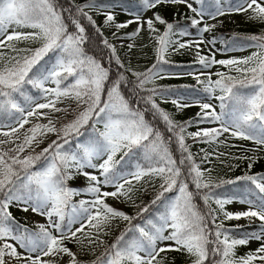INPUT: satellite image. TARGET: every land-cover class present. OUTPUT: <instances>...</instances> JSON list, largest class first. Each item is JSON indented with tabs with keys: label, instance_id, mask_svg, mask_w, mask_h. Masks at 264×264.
Returning <instances> with one entry per match:
<instances>
[{
	"label": "snow or ice",
	"instance_id": "6c2138e0",
	"mask_svg": "<svg viewBox=\"0 0 264 264\" xmlns=\"http://www.w3.org/2000/svg\"><path fill=\"white\" fill-rule=\"evenodd\" d=\"M161 4L185 5L192 13L190 23L177 26L156 12L144 17ZM113 8L133 19L117 22ZM91 10L103 14L105 25L117 32L136 24L126 37L113 32L118 40H134L142 31L149 32L157 45L156 63L135 71L104 36ZM238 13H250L248 19L264 23V0H235L228 6L210 0L209 7L204 0H140L138 7L122 0H88L67 7L58 0H0V137L6 138L0 139V264H62L64 256L67 264H82L67 243L81 251L104 245L100 237L110 234L114 221L126 222L124 229L92 264H164L161 253L170 250L185 251L192 264H264V174L217 182L212 169L202 167L230 156L250 161L251 169L256 156L218 151L221 145L236 147L232 140L257 146L247 151H264V33L233 37L223 41V48L216 47L218 37L205 35L216 28L208 20L223 23L219 17ZM88 26L93 35L86 32ZM96 36L103 46L99 58L84 48L95 44ZM184 37L189 39L181 42ZM21 43L39 46L19 47ZM127 47L131 52L135 45ZM185 48L194 51L193 64L175 66L181 71L166 68L169 50ZM247 48L256 51L244 58H216L218 53ZM216 66L228 71H212ZM181 76H191L195 85L155 86L157 79ZM157 97L162 103L170 101L177 111L198 107L199 112L190 120L176 121ZM68 99L82 110L58 128L51 114L67 112L57 105ZM42 118L47 123L39 122ZM192 127L196 131H188ZM49 134L56 139L37 153L36 147ZM188 139L215 147L201 149L204 155L197 163ZM27 149L32 151L24 155ZM77 176L86 178L85 187H69ZM156 177L163 182L155 198L142 207L135 205L137 186ZM225 184L237 189L215 191ZM81 195L88 199L71 202ZM197 197L204 210L198 208ZM109 198L138 210L129 215L109 204ZM232 203L246 205V210L227 211L226 205ZM11 208L31 210L45 222L36 221V230L28 228L15 219ZM150 208L153 211L145 216ZM253 218L260 223L252 231H237L244 227L240 225L227 228L223 222L247 219L251 224ZM251 241L260 246L237 256V247Z\"/></svg>",
	"mask_w": 264,
	"mask_h": 264
},
{
	"label": "trees",
	"instance_id": "16d2710c",
	"mask_svg": "<svg viewBox=\"0 0 264 264\" xmlns=\"http://www.w3.org/2000/svg\"><path fill=\"white\" fill-rule=\"evenodd\" d=\"M99 3L105 2V0H97ZM225 3L227 5L229 4H233L235 3V0H224ZM58 3L60 5H63L65 7L69 6L70 4L75 6V5H81V3L76 2L75 0H58ZM122 3L131 7L132 5H136L137 7L140 5V0H122ZM210 5V0H204V6L205 7H209ZM197 7H199V5H197ZM156 9L160 15L165 18L168 22H173L175 24H177V26L180 25H186L188 23H190L188 17L190 15L186 14L185 11L183 10H175L171 13L168 12V8L162 7L160 5H158ZM250 13L248 14V16L241 22H237V21H230L229 23L225 24V25H216V28L214 29V31L210 34L211 36H216L219 38V41L217 44L220 46V48H223L224 44L223 41H231L233 39V37L236 38H240V37H244L247 35H251V34H262L264 33V23H260L259 21H254V20H250L248 19ZM83 23L87 24L86 21H83ZM98 26H100L99 24H97ZM195 31V29H192ZM24 31V30H23ZM164 31V27L162 32ZM86 32L89 35H93V29L88 26L86 27ZM104 33V32H103ZM120 35V32H117V36ZM104 36L107 37L109 39L110 42L113 41V39L115 37H113V35H107L104 33ZM99 45V46H97ZM19 47H26V46H30V47H38L39 44L38 43H33V44H27V43H21L18 45ZM102 45L100 44V37L96 36V41L95 44L93 45H88L85 44L84 48L85 51L90 54V55H94L96 57H100L103 53L101 52L102 49ZM184 49H180L179 51H183ZM105 53L107 52L106 49L103 50ZM256 49L255 48H247L245 51L240 52V53H229L227 55H221V56H216L217 59H228L230 57H236V58H244L247 57L249 55H251L253 52H255ZM118 54H119V50H118ZM169 62H170V67L176 68L175 66L177 65H183V66H187V65H191L193 64L192 61L188 60L185 57H181L179 55L174 56L173 58H166ZM102 63L104 62L103 60L101 61ZM43 63V62H42ZM129 63L131 65V67L135 70V71H140L144 66L140 65V64H136L133 61H129L126 62ZM140 66V67H138ZM195 67H198V65H195ZM140 69V70H139ZM216 70H220V71H225L227 72L228 70L221 67V66H216L212 69V71H216ZM215 78V77H214ZM166 82V86H175V87H179L181 85H195L196 81L192 78V77H188V76H181L179 78L176 77H171V78H166L165 79ZM161 108L165 109L166 111L170 112L173 115V118L176 121L179 122H184L187 120H190L192 118H194L196 116V114L199 112L198 110H191V111H177L176 108L174 107V105H172V103L169 101L168 103H164L161 105ZM71 119V116H69ZM150 118V113L146 114V119ZM69 119V120H70ZM67 120V118H59L58 119V123L56 124L57 127H61V123L65 122ZM160 130L164 131V126L163 124H159ZM188 131L190 132H194L192 131L191 128L188 129ZM166 137L167 135H170L168 133H165ZM81 139H83V137H81ZM223 139V138H222ZM186 143H188L191 146V151L194 154L197 163L200 162V159L203 157L204 152L201 151V149H205L208 151H211L213 146H209L207 144H203V143H194L191 139H188L186 141ZM232 143V142H230ZM235 144L236 147H232V148H226L223 145H221L218 149L219 152H224V153H230L231 155H239V156H243V155H248V156H256L257 160L256 162L252 165V168L249 169L248 168V164L250 161L248 160H233L229 157H220L219 160L213 159L211 164H205L202 165L203 168H211L212 172L211 175L212 177L218 182L219 180H229V179H235L238 176H242L244 174H249V175H257V174H264V151H259V152H252V151H247L248 149H255L257 146L255 144H253L251 141H246L243 145H238L236 143H232ZM172 149V154L175 158H177V162L178 161V157H179V153L176 150V146L175 144L170 146ZM223 161V163L221 162ZM230 165H238L237 167H231ZM37 167H39V165H37ZM81 181L80 180H71L68 182L69 187L72 188H76V189H80L85 187L84 185L80 184ZM250 187H252L251 185H249ZM138 188H140V190L138 192L135 193V195L140 199L139 202V206H144L147 204H150L151 200L155 198V195L158 192L157 188L151 187V186H146L143 185V187H141L140 185L137 186ZM194 188V186L190 185V190H192ZM145 189H147L145 191ZM230 189L236 190L237 186L235 185H223L221 188L216 189L215 191L217 193H227ZM174 193H168L166 195H173ZM79 199H76L75 197L72 198V203H77L79 202ZM198 208H200L201 210L205 209L204 203L202 201V199H200L199 197L196 198L195 200ZM155 206H153L154 208ZM213 208H216V205L213 203L212 204ZM137 209V207H136ZM138 210V209H137ZM136 211H125L126 213H128L129 215H135ZM10 211L12 212L13 216L15 217V219L17 221H19L20 224L25 225L28 228H31L33 230H36V225L32 224L30 221H28V219L23 216V214L19 213L17 210H15V208H11ZM153 211L152 208H150L149 213H145V216H148L151 212ZM221 220H223V217H220ZM219 222V221H218ZM224 225L227 228H235L237 225V223H235L233 220H224ZM134 223H139V221H134ZM259 221L257 222H251V224L248 223H244L240 226H244L242 229H237V231H243V230H247V231H252L255 230L258 225H259ZM125 225L122 227V229L120 230V232L124 229ZM120 232L108 239H105L104 241L106 242L104 245H102V250L97 252L95 255H92L90 257H86L85 259L81 260L82 264H92L93 261L96 260L97 257L101 256L102 253L105 250V247H107V245L111 244L115 238L120 234ZM260 243L257 242L256 247H259ZM251 250H248L247 248H245L244 246H238L236 249V255L237 256H243L245 254H247L248 252H250ZM260 261H256V264H259ZM164 264H192V261L189 260H183L182 257H178L176 259H171L168 262H164ZM207 264V262H206Z\"/></svg>",
	"mask_w": 264,
	"mask_h": 264
},
{
	"label": "rangeland",
	"instance_id": "374dc122",
	"mask_svg": "<svg viewBox=\"0 0 264 264\" xmlns=\"http://www.w3.org/2000/svg\"><path fill=\"white\" fill-rule=\"evenodd\" d=\"M75 1L81 3V5L88 2V0H75ZM221 3H222V5L227 6L225 4L224 0H221ZM160 6L168 8L169 13H171L175 10H183L186 12V14H188L190 16L192 15V13H190V11L187 9V7L183 4H161ZM194 7H197L196 4H194ZM103 11H109V10L104 9ZM111 11L115 14L117 22H125L127 20L133 19L132 16L126 14L120 8H113V9H111ZM154 12L159 13L156 9H151V10L144 12V17L145 18L152 17ZM90 14L93 16L96 23L101 26L102 31L105 34L112 35L113 32H117V30L114 27H108L105 25V17L103 14L98 13L95 10H91ZM248 14L249 13H238V14L226 15V16H222V17L218 18V20L223 21V23H219L218 21H213V20H208V23H212V24H216V25H225V24L229 23L230 21L241 22L248 16ZM206 19H207V17H206ZM157 26L160 28V31L162 32L164 26L163 25H157ZM136 27H137L136 24H131L128 28L121 29L118 31V32H120V35H118V36L126 37V36L130 35L133 31H135ZM24 31H30V29H24ZM192 31L195 32L194 30H192ZM205 35H206V38L208 36H210V34H205ZM175 38L181 39L179 37H175ZM187 39H189V38L184 37V38H182L181 42H183V40H187ZM111 43L116 44L118 46V50H119L118 55L121 57L122 60H125V62L133 61L136 64H140V65L144 66L141 70L139 69L140 70L139 72L146 71L147 69L151 68V66L154 63H156V55H155V47L157 46L156 41L151 39L150 33L147 31H142L138 36L135 37L134 40H128V39L118 40V39L114 38ZM129 44L135 45V47H133L131 52H129L128 47H127V45H129ZM216 47L220 48V46L218 44L216 45ZM245 50L231 51V52H228L226 54L225 53H218L217 56L227 55L229 53H240V52H243ZM177 55H179L181 57H185L192 62L195 60L194 51L189 50L187 48H185L183 51H174V50L170 49L168 54L166 55V58H173L174 56H177ZM138 67H140V66H138ZM165 67L169 68L170 71H181L180 68H173V67H170L169 65H166ZM188 77H191V76H188ZM165 79H157L155 81V86H158V87L166 86L167 84L165 82ZM152 86L153 85H151V84L148 85V87H152ZM157 103L160 104V107L162 104H164L160 101V99L158 97H157ZM57 106L60 108H67L68 109L67 112L62 111V112H56V113L51 114V116L55 120L56 124L58 123L59 118H67V120L65 122L61 123V126L63 124L70 122L71 120L75 119L78 112L82 110L81 108L77 107V102L75 100H72V99L64 100L63 103H60ZM184 110L185 111H191V110H198L199 111V108L198 107H191V108H186ZM44 111H48V110H44ZM69 116H71V119ZM39 122L47 123V119L42 118ZM31 126H32L31 124L25 125V128H29ZM191 129H192V131H196L195 127H192ZM23 131L24 130L22 129L21 133H23ZM0 139H6V138L0 137ZM54 139H56V136L53 134H49L48 136H46L43 139V143H41L38 147H36L35 151L37 153L40 152L44 147H47V145ZM230 142L236 143L238 145H243L246 141L232 140ZM9 147H13V145H5L4 146L5 149H7ZM31 151H32V149H27L26 152L24 153V155H27ZM89 171H91V170H89ZM74 179L80 180L81 181L80 184H82L84 186L87 184V180L83 176H77ZM162 182H163V180L160 177H156V178L152 179L151 183L145 184L142 181L141 184L157 188L159 191L160 190L159 186ZM108 190L111 191L112 189H108ZM134 197H135V205H138L140 202V199L135 195V193H134ZM75 198L79 199V200L88 199V197L83 196V195L75 196ZM107 202L109 204H111L112 206H114L118 209H121L123 211H136L137 210L136 206L133 204L126 203V202H120V201H117V200L112 199V198H109ZM246 207H247L246 205H241L239 203H232V204L226 205V210L227 211H233V212L234 211H242V210H246ZM15 210H17L19 213L23 214V216H25L28 219V221H30L34 225H35L36 221H39L41 223L45 222L44 217L33 213L31 210H29L27 213L19 211L16 208H15ZM233 221L239 225H242L244 223L249 222V220H247V219H241L238 221L233 220ZM252 222H257V220H255L253 218ZM125 224H126V222H123V221H114L113 227L110 231V234L107 236L102 235L100 237V239L105 240V239H108V238H111V237L117 235ZM76 227H79V225H76ZM88 231H89V229L86 228L85 232H88ZM78 235L82 239H84L83 233H80ZM257 242L258 241H251L248 245H246L244 247L247 248L248 250L254 251L255 249L258 248V247H256ZM84 243H85V245H87V243H88L87 239H84ZM67 246L73 252L77 253L78 259H81V260L85 259L86 257H90L92 255H95L97 252L102 250V245H93L92 246L93 250H88V251H81L76 244L71 243V242H68ZM161 257L164 258V262H168L171 259H176L178 257H182L183 260H189V261L193 260V258L190 257L183 250H181V251H171V250L166 251L164 253H161ZM45 259H49V258H45ZM68 259L69 258L67 256H64L62 264H67ZM259 264H261V262Z\"/></svg>",
	"mask_w": 264,
	"mask_h": 264
}]
</instances>
